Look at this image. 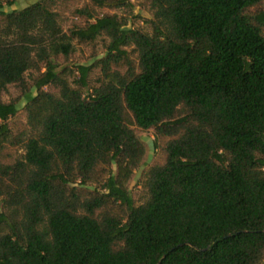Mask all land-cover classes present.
Instances as JSON below:
<instances>
[{"label":"trees","instance_id":"1","mask_svg":"<svg viewBox=\"0 0 264 264\" xmlns=\"http://www.w3.org/2000/svg\"><path fill=\"white\" fill-rule=\"evenodd\" d=\"M16 1L0 0V264H264L263 0H142L152 32L96 13L132 0H86L68 30L70 0L4 10ZM101 36L102 58L64 63ZM10 84L29 127L17 137ZM136 127L165 153L140 205Z\"/></svg>","mask_w":264,"mask_h":264},{"label":"rangeland","instance_id":"2","mask_svg":"<svg viewBox=\"0 0 264 264\" xmlns=\"http://www.w3.org/2000/svg\"><path fill=\"white\" fill-rule=\"evenodd\" d=\"M38 0H17L12 6H4V10L11 11L13 9H22ZM86 0H70L64 5L58 7L60 12L61 22L65 30H68L75 26H83L86 23V18L83 16H78L75 10L85 4ZM133 8H102L96 9V13L100 16L104 14H118L128 21L129 25L134 28H140L146 32H152V26L149 21L150 13L148 12L147 6L142 0H132ZM264 10V0L263 2L250 10V14H256L259 11ZM107 39L105 37H98L95 41L87 43H81L77 40L74 41L75 50L68 61H65V64L70 65L73 69L77 65H91L97 59L102 58L106 54V45ZM130 57L133 60V63L137 65L136 53L133 51V47H129ZM125 67L121 68V71L124 72ZM30 74H35L33 72H28L26 78L31 81ZM100 74L99 67H95L90 76L91 85L95 83L97 76ZM45 90L56 92L57 90L53 86L44 87ZM2 98L5 102L12 100H17L18 103V112L15 116L10 117L8 124L11 127L12 133L17 137L21 133H27L29 127L27 125L26 112L24 110V100L21 96V90L18 85L10 84L7 90L3 93ZM136 133L139 136L142 144L145 148L144 157L138 167L134 169L131 177L127 181V188L132 195L135 204L140 205L144 203L148 197L147 190L144 187V180L150 168L164 161L165 153L163 150L162 143L156 140L154 130H143L139 127H136ZM18 140V139H17ZM6 152L9 153V158L11 160L20 158L23 154V148L20 142L15 144H10ZM8 158V159H9ZM113 173L117 172V167L113 166ZM101 183L91 184V189L98 188L100 189Z\"/></svg>","mask_w":264,"mask_h":264}]
</instances>
